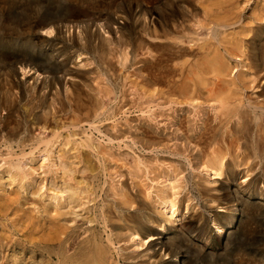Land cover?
Masks as SVG:
<instances>
[{
  "label": "rangeland",
  "instance_id": "obj_1",
  "mask_svg": "<svg viewBox=\"0 0 264 264\" xmlns=\"http://www.w3.org/2000/svg\"><path fill=\"white\" fill-rule=\"evenodd\" d=\"M69 13L90 25L86 44L77 34L79 29L60 33L56 28L42 29V21L58 26L57 18ZM260 15L264 16V0H0V57L30 58L50 70L48 75L23 74L20 63L13 62L14 75L6 77L7 69L0 71V166L4 141L12 143L16 162L22 149L43 148L41 140L51 138L58 125L76 142L87 136L92 139L93 149L85 145L81 149L92 163L86 176L100 194L88 216L69 227L51 212L35 214L23 208L15 200V189L1 185L0 238L7 244L0 242V264H83L77 254L84 256L86 250L78 234L80 238L96 235L113 264H157L150 258L155 240L135 246L127 235L113 244L107 237L112 225L144 220L142 213L159 215L156 204L166 198L174 199L182 210L177 213H182L181 220L172 216L163 222L170 235L184 237L183 223L196 231L208 230L200 239L204 250L193 253L197 264H264V208L258 205L264 202V158L253 147L256 134L264 138V115L245 116L236 129L231 128L232 139H227L228 152L218 176L199 166L190 145L173 131L168 119L188 117L196 131L199 109L192 106L210 109V93L219 90L243 104L264 106V40L255 42L256 50L249 48L251 29L257 24L264 28ZM222 16L234 24L219 43L207 41V27H199L197 21ZM239 39L245 46L240 55L230 49V43ZM124 49L126 61L121 57ZM214 52L223 66L220 73L205 71ZM53 75L62 81L52 85ZM186 95L195 100L186 101ZM214 114L210 110L203 137L196 142L204 151L220 144L227 126L233 125L220 123ZM42 116L48 122L46 130L30 123ZM182 130L187 133V126ZM23 138L29 141L19 146ZM233 170L240 172L237 180L243 186L256 181L249 191L237 193L248 201L249 214L241 212V205L234 212L209 200L212 195L225 197L220 183ZM102 213L109 228L98 221ZM214 213L226 215L228 222L234 219L225 246L216 237ZM62 247L73 257L67 263L58 261Z\"/></svg>",
  "mask_w": 264,
  "mask_h": 264
},
{
  "label": "bare ground",
  "instance_id": "obj_2",
  "mask_svg": "<svg viewBox=\"0 0 264 264\" xmlns=\"http://www.w3.org/2000/svg\"><path fill=\"white\" fill-rule=\"evenodd\" d=\"M30 1L35 2V0ZM213 3H217V1ZM260 16L264 17L263 15ZM225 18L226 16H222L220 19H206L204 22L206 23L205 25L201 22L202 20L197 21L199 27H207V41L214 40L216 43L220 42V37L226 34L225 30L234 24L226 22ZM57 22H59V25L54 27L50 25L48 21H42L40 24L42 29L47 32H52L54 28L58 30V33H60L62 29H65L67 32L79 29L77 33L78 36H81L82 40H85L90 25L85 20H82L80 16L70 13L67 15L65 14L64 16H59ZM259 22H262V20H259ZM253 29L254 33L250 39L249 48L252 45V50H256L254 46L255 42L264 40V28L257 24L251 30ZM45 41L52 42L53 40L45 39ZM240 41L239 39L230 43V49L234 50L238 55L245 52V46L242 43L239 44ZM146 49L152 52L149 47ZM262 52H264V47L262 48ZM123 53L124 54L121 55V57L123 56L122 60L126 61L128 53L125 49ZM253 54L254 56L256 55V53ZM32 61L33 60L30 58L26 60L24 58L10 59L7 57H0V71L7 69L3 74L6 77H10L16 73V70L11 67L12 63L19 62L23 74L33 73L34 71L37 76H41L50 73L48 68L41 67ZM209 62L210 67L208 66L205 71L222 72L223 66L222 64L218 65L220 63V57L217 52L210 55ZM253 62L255 61L253 60ZM137 70L140 71V68ZM70 73L71 71L65 70L64 74L70 75ZM51 78L52 85L59 84L62 81L57 75H53ZM151 86H153V84ZM53 87L54 86H51L50 90ZM149 96L152 97L150 94ZM183 98L188 102L195 100V97L192 95H186ZM210 101H212V105H209L208 108L210 109L208 110L200 108L198 105L192 106L195 110L199 109L195 114L194 125L196 131L192 130V120L188 117L177 118L178 116H171L168 119L170 121V127H174L173 131H175L176 134L181 133V139L187 141L190 145V152H192L191 156L200 162L199 166L206 169L210 176H218L221 175L223 171L224 153L228 152L227 139H232V135L230 134L231 128L233 127L236 129L240 124L239 121L245 116H252L254 119H259L261 115H264V106L250 103L243 104L240 100L233 99L231 94H225L222 90L212 91V93H210ZM210 110L215 113V120L218 119L220 123L225 121L226 124L233 122V125L231 127L227 126L228 131H226V137L220 141V144L212 147L209 151H204L196 142L200 141L203 137V131L205 130ZM30 123L37 125L39 130L47 129L48 122L44 116H42V118H34ZM185 125L187 126V133L189 134L183 133L182 128L185 127ZM259 127L261 130V126ZM53 130V136L51 138L41 140L43 148H38V146L34 148L31 146L29 152H24V149H22V153L19 156L20 158L18 156L16 157V162L12 160V143L4 141L5 152H2L4 156H1L3 164L0 166V186L5 184L10 188H14L15 200L23 208L35 214H46L51 212L59 222L71 227L79 218L88 216L90 205L95 202L96 198L100 197L99 189L95 188L92 181L86 176V172L92 169V163L87 154L81 149L82 145L93 149L90 144L92 139L90 136H87V139L76 142L73 139V134H62L59 131L60 128L58 125H54ZM165 136L168 135L165 134ZM114 137L116 138L117 136ZM175 138L178 137L175 136ZM257 138H259L258 142H256ZM111 139L112 137L109 136V140ZM253 140V147L258 152V157H260V159L264 158V138L256 134ZM25 141L29 140L23 138L18 145L20 146ZM236 148L238 151L240 150L239 146ZM204 157H206L205 161H203ZM187 158L188 157H186V159ZM239 175L240 172L236 170H233L229 174L227 172L219 188L220 191L225 192V197L221 195H212L211 197L209 196V200L217 202L218 207L234 212L237 210L238 206L241 205V212L249 214V210L246 207L248 201L238 197L237 193L240 189L249 191L256 185V181L251 179L243 186V184L237 180ZM28 194L31 195V202L28 201ZM259 195H261V193ZM263 203H258L260 208H264ZM156 208L158 209L159 215L153 216L151 213H142L144 220L126 222L123 224V227L115 225H112L113 227L110 226V233H108L107 240L110 244H113V241L118 240V237L127 235L135 246H139L140 242L141 245H143L142 242L145 243L147 240H155L152 247H155L156 250L153 251V255L150 258H153L154 262L157 264H197L193 258V253L197 250H204L205 246L200 243V239L208 230L202 227L200 230L196 231L191 225L183 223L180 228L181 231L186 232L184 237L182 236L179 238L172 236L170 235V231L164 228L163 222L170 221L169 217L172 216H175V219H179L180 216L182 217V213L177 215L179 210H181L180 207L176 206L174 199L166 198L162 202L157 203ZM189 209L190 207L186 206L185 212ZM205 210L208 211L209 209L206 208ZM107 214L108 213H106V215ZM213 216H216L213 220V223L217 227L216 237L223 246H225L230 237L228 228H230L234 219L228 222L224 220L226 216L224 214L220 215L223 220L220 219L216 213H214ZM98 221H101L105 228H109L108 220L103 213L98 217ZM146 223L150 224L151 227H146ZM195 232L197 233L193 235ZM80 236H82V234H78V237L80 243L84 245L83 249L86 251L84 256L82 253H79L77 257L80 256L83 264H113L110 261L112 257L107 259L106 250L98 245L96 235L90 234L81 238ZM3 239L4 237L0 238V242L2 246H5L7 243L4 244V242H2ZM62 249L59 248L57 253L58 261L67 263V261L73 259V257L67 256L63 247ZM116 249L118 250V248ZM163 255L168 256V259L171 257H174V259L164 260L162 258ZM118 257H121L119 252ZM123 259L126 260L128 257H124ZM136 264H140V262Z\"/></svg>",
  "mask_w": 264,
  "mask_h": 264
}]
</instances>
